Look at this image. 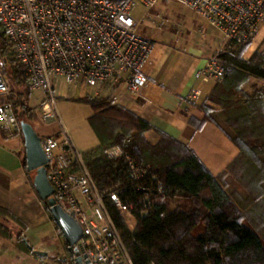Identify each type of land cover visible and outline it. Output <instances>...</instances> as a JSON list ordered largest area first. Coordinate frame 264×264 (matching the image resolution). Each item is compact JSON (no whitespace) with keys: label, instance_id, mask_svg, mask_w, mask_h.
I'll return each instance as SVG.
<instances>
[{"label":"trees","instance_id":"trees-1","mask_svg":"<svg viewBox=\"0 0 264 264\" xmlns=\"http://www.w3.org/2000/svg\"><path fill=\"white\" fill-rule=\"evenodd\" d=\"M250 45L224 46L219 57L227 77L216 82L201 103L194 102L203 119L190 118L196 129L215 124L240 150L219 177L186 143L162 132L157 143L150 142L146 135L153 126L112 98L73 99L93 110L88 123L100 144L83 157L99 191H120L131 206L134 231L114 207L110 213L134 264H264V86L246 88L253 79L264 81V50L245 59ZM0 46L17 120L33 125L39 108L30 105L33 92L25 68L4 38ZM117 146L146 171L143 178L131 179L126 156H108ZM1 218L15 217L0 207V236L11 239L12 230ZM20 236L25 249L34 253L25 235Z\"/></svg>","mask_w":264,"mask_h":264},{"label":"built area","instance_id":"built-area-1","mask_svg":"<svg viewBox=\"0 0 264 264\" xmlns=\"http://www.w3.org/2000/svg\"><path fill=\"white\" fill-rule=\"evenodd\" d=\"M162 1L0 0V39H5L25 68L31 91L42 93L38 111L41 119L59 124L58 133L41 137V147L49 159L47 173L55 190L53 197L81 226L83 237L75 247L90 264H134L110 207L124 219L125 215H133L120 191H99L58 112L56 89L61 82L98 91L124 83L137 95L149 83L143 67L155 44L135 31L132 12L138 7L153 9ZM168 1L178 2L221 35L219 49L196 74L203 83L223 82L227 69L219 55L224 46L252 41L264 23V0ZM1 48L0 124L21 133L4 77L7 63ZM200 95V91H195L191 98ZM107 154L110 158L126 156L131 179L145 176L146 171L121 147H114ZM72 261L75 263L73 258Z\"/></svg>","mask_w":264,"mask_h":264},{"label":"crops","instance_id":"crops-1","mask_svg":"<svg viewBox=\"0 0 264 264\" xmlns=\"http://www.w3.org/2000/svg\"><path fill=\"white\" fill-rule=\"evenodd\" d=\"M211 38L214 39V36ZM220 44V39L217 43L209 40V47L191 49L187 54L188 58L180 55L168 45L156 44L143 67V73L147 76L149 83L137 95H133L124 83L104 91L92 88L93 91L85 95L110 97L138 117L149 122L153 126V130L146 136L152 143L159 141L158 132L186 143L210 173L219 177L237 160L240 150L215 124L208 122L201 129H196L191 125L190 118L203 119V113L194 105V102L201 103L210 93L215 82L203 83L196 79V74L206 67L211 56L219 49ZM263 50L264 23L251 41L244 57L251 59L255 53ZM251 84L263 87L264 81L253 79ZM59 89L60 84L56 90L59 92ZM75 89L78 88L75 87ZM67 90L68 88H63L61 91L63 95ZM195 91H200L201 95L191 98ZM32 92L34 94V91ZM63 95L59 93L58 98ZM42 100V93L38 104L33 105L31 98V107L39 108ZM91 111L93 114L92 109ZM37 124L38 126H36ZM33 126L41 137L58 133V131L42 126L37 117L34 119ZM91 130L96 138V144L92 140L72 139L81 154L97 148L100 144L95 132L92 128ZM25 158L23 136L14 129L0 124V207L13 211L15 203L28 204L31 194L39 198L32 183L35 172L28 171ZM49 218L56 230L51 215ZM5 245H7L6 242L0 239V247ZM11 251L15 254L13 261L11 258L7 259L8 256H1L2 254H10ZM11 251L0 252V264L37 263L33 256L19 253L16 250Z\"/></svg>","mask_w":264,"mask_h":264},{"label":"rangeland","instance_id":"rangeland-1","mask_svg":"<svg viewBox=\"0 0 264 264\" xmlns=\"http://www.w3.org/2000/svg\"><path fill=\"white\" fill-rule=\"evenodd\" d=\"M132 15L136 20L135 31L139 35L153 40L155 45H168L187 58L191 49L209 47V40L216 43L219 39L221 41L217 30L175 1H162L155 8L147 10L138 7L133 10ZM212 36L214 39L211 38ZM252 86L253 84L250 82L246 86L247 90L251 91ZM63 88H68L64 95L61 92ZM92 91V88L85 85H66L61 82L59 92L56 90L57 108L73 140L77 138L86 141L92 140L96 144V138L88 123V118L92 114L91 108L73 101V99ZM59 93L63 95L60 98H58ZM40 100L41 93L35 91L32 96L33 105L38 104ZM36 116L42 126L60 131L57 123L44 122L38 113ZM29 198L28 204H14L15 208L10 212L15 219L1 218V223L12 230V238L6 239L0 236V239L7 244L5 245L6 248L5 246L0 247V252L16 250L19 253L33 256L36 264H70L72 260L69 251H67L60 231L57 228L55 230L45 204L35 195L31 194ZM125 219L128 228L134 231L136 228L135 218L125 215ZM20 233L25 235V244L28 248H34L33 251L46 252L47 256L41 257L35 253H29L24 244L21 243L22 236ZM1 256H8L7 259L11 258L13 261L15 254L11 251L10 254H2Z\"/></svg>","mask_w":264,"mask_h":264},{"label":"water","instance_id":"water-1","mask_svg":"<svg viewBox=\"0 0 264 264\" xmlns=\"http://www.w3.org/2000/svg\"><path fill=\"white\" fill-rule=\"evenodd\" d=\"M21 132L23 134L26 164L29 172H35L33 186L40 200L49 208L51 217L62 234L64 241L68 245L70 256L74 259L75 264H90L86 257L80 256L78 249L75 247L83 237V231L73 215L66 213L63 208L57 204L53 197L55 190L49 181L47 165L49 159L41 147V136H39L34 126L27 122H21ZM29 249H33L29 247ZM41 257H46V252L34 251Z\"/></svg>","mask_w":264,"mask_h":264}]
</instances>
